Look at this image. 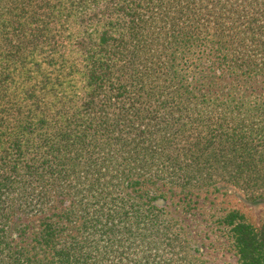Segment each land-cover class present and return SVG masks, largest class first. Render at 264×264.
<instances>
[{
    "label": "trees",
    "instance_id": "trees-1",
    "mask_svg": "<svg viewBox=\"0 0 264 264\" xmlns=\"http://www.w3.org/2000/svg\"><path fill=\"white\" fill-rule=\"evenodd\" d=\"M220 184L264 198V0H0V264H206L156 200Z\"/></svg>",
    "mask_w": 264,
    "mask_h": 264
},
{
    "label": "rangeland",
    "instance_id": "rangeland-1",
    "mask_svg": "<svg viewBox=\"0 0 264 264\" xmlns=\"http://www.w3.org/2000/svg\"><path fill=\"white\" fill-rule=\"evenodd\" d=\"M179 190L171 189L162 201L157 199L158 206L165 208L172 222L183 229L190 246L206 264H237L231 226L224 218L228 212L237 211L247 222L259 226L264 223V198L248 200L238 188L228 184H220L218 190L194 189L188 194ZM175 253L164 248L161 256L173 258Z\"/></svg>",
    "mask_w": 264,
    "mask_h": 264
}]
</instances>
